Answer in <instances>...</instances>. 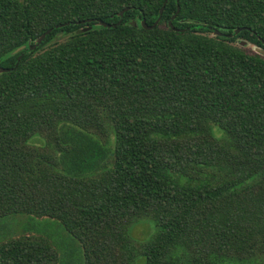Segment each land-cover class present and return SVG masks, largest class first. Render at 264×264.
<instances>
[{
  "label": "trees",
  "instance_id": "trees-1",
  "mask_svg": "<svg viewBox=\"0 0 264 264\" xmlns=\"http://www.w3.org/2000/svg\"><path fill=\"white\" fill-rule=\"evenodd\" d=\"M239 39L264 49V0H0V219L59 221L85 264H264V56Z\"/></svg>",
  "mask_w": 264,
  "mask_h": 264
},
{
  "label": "rangeland",
  "instance_id": "rangeland-1",
  "mask_svg": "<svg viewBox=\"0 0 264 264\" xmlns=\"http://www.w3.org/2000/svg\"><path fill=\"white\" fill-rule=\"evenodd\" d=\"M244 41L239 39L236 45ZM249 52H255V46L247 43L244 47ZM155 232L152 220L142 219L129 230L132 239L145 241ZM24 234L44 236L51 240L60 252L59 264H85L84 250L81 244L66 231L64 226L54 219L33 215H12L0 219V242ZM144 259H138L136 264H143Z\"/></svg>",
  "mask_w": 264,
  "mask_h": 264
},
{
  "label": "water",
  "instance_id": "water-1",
  "mask_svg": "<svg viewBox=\"0 0 264 264\" xmlns=\"http://www.w3.org/2000/svg\"><path fill=\"white\" fill-rule=\"evenodd\" d=\"M166 4H167V1L163 4V6H162V8H161V10H160V16H159V18L156 20V22H155L152 26L147 25L145 19H143V20L141 21V26H142L144 29H146V30H151V29H154L155 27H157L158 24H159L160 21H161V18H162L163 12H164V10H165V6H166ZM126 11H127V9L123 10L121 13H119V16L123 17ZM179 11H180V7H178L177 14L179 13ZM175 18H176V14H175V15L172 17V19L170 20L169 25H172V22H173V20H174ZM90 21H91V20H89V22H90ZM96 24H97V25H100V26H103V27H107V28H112V27H114V25L107 24V23H105V22H103V21H99V22H97ZM118 24H120V22H119ZM59 27H60V26H59ZM82 31H85V30H82ZM82 31H79V33L82 32ZM241 31H242V29H236L235 32H234V34H239ZM50 33H51V30L48 31V32H46L45 34H43V35L37 40L36 44H35L34 46L30 47V49H31L32 51L35 50L38 46H40V44L45 40V38H46ZM212 36H228V35H225V34H223V33H221V32H219V31L216 30V31L213 32V35H212ZM246 45H247V42H246V41H241V43H240V46H241V47H246ZM254 46H255V45H254ZM24 48H25V47L20 48V49L18 50V52L22 51ZM255 53L264 56V49L255 46ZM5 72H8V70H7V69H4V68H0V74H1V73H5Z\"/></svg>",
  "mask_w": 264,
  "mask_h": 264
}]
</instances>
